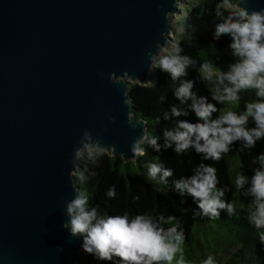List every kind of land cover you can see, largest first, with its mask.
Instances as JSON below:
<instances>
[{"label": "water", "instance_id": "obj_1", "mask_svg": "<svg viewBox=\"0 0 264 264\" xmlns=\"http://www.w3.org/2000/svg\"><path fill=\"white\" fill-rule=\"evenodd\" d=\"M177 5L0 0V264L78 263L83 238L61 226L80 188L74 148L88 129L115 159H137L146 125L128 86L149 82L147 53L167 47Z\"/></svg>", "mask_w": 264, "mask_h": 264}, {"label": "clouds", "instance_id": "obj_2", "mask_svg": "<svg viewBox=\"0 0 264 264\" xmlns=\"http://www.w3.org/2000/svg\"><path fill=\"white\" fill-rule=\"evenodd\" d=\"M247 2L237 0L230 3L225 0L229 9L227 15L217 7L216 16L220 22L215 24L214 39L222 35L231 37L229 48L235 62L228 66L227 71L204 63L202 79L211 83L209 91L212 99L219 104L237 105L242 92H254L255 99L246 101L244 110L239 113L233 110L221 111L215 104L208 102L207 97L197 96L192 91V80L181 79L186 76L187 68L195 65L196 61L182 55L179 45H175L170 54L159 57L157 53L148 52L149 71L159 68L169 74L173 83L179 81L173 94L182 105L191 102L188 107L198 117V122L175 121L174 127L164 130L163 145L158 143L160 137L150 135L144 126L142 135L130 145L134 157L146 154L143 147L146 144L156 152H160L161 148H173L176 155L194 148L197 153L203 154L204 159L219 161L230 152L234 142H242L239 151H243L255 147L256 141L264 138V8L249 10L241 6ZM164 98L161 95L160 101ZM217 112L219 115L213 118V113ZM187 115L186 110L172 106L170 112L163 113V118L169 120L170 116ZM250 118L255 125L251 128L247 127ZM109 122H114V117L110 116ZM129 122L133 127L136 126L131 120ZM156 123H159V117ZM108 148L90 130H83L79 146L74 148V162L84 161V170L79 173L81 183L88 178L85 175L88 165H97ZM156 159L159 161V157ZM252 162L259 165L253 169V175L249 178L239 172L234 184L240 194L251 198L247 205V220L258 231L259 241L264 244V153ZM216 172L215 167L200 163L193 168L190 177L174 180L173 186L181 195H190L197 202L203 216L218 218L220 210H226L229 216L236 215L235 202L222 199L227 189L217 187L219 181ZM95 174L94 171L90 173L93 176ZM172 175L173 170L165 167L162 162L151 163L148 167L149 180L159 176L161 181L167 183ZM73 190L76 194L66 202L67 219L61 226L72 237H82L83 250L98 261H111L112 264H174L175 261V264H186L183 255L184 231L175 217L137 214L130 218L126 212L123 215H104L96 206L89 207L87 193L77 187L75 181ZM106 195L115 198V186H110ZM165 224L171 226L165 228ZM59 250L63 251L62 248ZM202 264H215V260L209 255Z\"/></svg>", "mask_w": 264, "mask_h": 264}, {"label": "trees", "instance_id": "obj_3", "mask_svg": "<svg viewBox=\"0 0 264 264\" xmlns=\"http://www.w3.org/2000/svg\"><path fill=\"white\" fill-rule=\"evenodd\" d=\"M229 2L235 3L237 0H229ZM217 7L227 15L229 9L225 0H202L190 5L181 22L174 21L175 30H179V34L177 39L173 38V42L174 46L179 45L182 48V55H187L196 61L195 65L187 68L186 76L181 79L192 80L194 85L192 91L197 96L207 97L208 102L220 109L221 104L212 99L200 72L204 63L228 67L235 62L229 48L231 37L222 35L219 39H214L215 24L220 22V18L216 16ZM178 83L179 81L173 83L168 73L156 68L147 84L130 83L128 86L127 93L136 120L143 118L147 132L159 136L158 143L161 145L164 143V130L174 127L175 121L198 122V117L188 107L191 102L182 105L174 96L173 89ZM161 95L165 97L162 102ZM172 106L186 110L188 115L170 116L169 120H165L163 113L170 112ZM244 107L245 105L232 106L230 110L239 113ZM217 115L219 112L213 113V118ZM157 117L159 123H156ZM254 126L250 118L247 127ZM143 147L146 150L145 155L127 162L122 161L121 158L115 159L105 152L97 165H88V171L85 172L88 178L83 183L79 180V173L84 170V161L77 160V183L87 193L89 207L96 206L104 215H123L126 212L130 218L137 214L175 217L184 231L183 255L186 264H202L209 255L213 256L215 264H264V244L259 241L258 231L247 220V205L251 199L236 190L232 182L234 177L230 169L231 164L226 154L219 161H213L204 159L203 154L197 153L194 148H189L182 155H176L173 148H161L160 152H156L146 144ZM241 147L242 142L236 141L231 149L239 166L238 169L250 178L253 169L259 167L252 162L253 159L264 153V138L257 140L255 147L251 149L239 151ZM156 157H159V161ZM158 162L173 170V175L167 179V183L161 181L159 176L155 180L148 179L149 165ZM200 163L216 168L219 181L217 187L227 189L222 199L226 202H235L236 215L229 216L226 210H220L218 218L203 216L200 214L197 202L190 195H181L175 190L173 181L181 177L187 179L193 174V168ZM93 171L96 173L94 176L90 175ZM110 186H115V198L106 195ZM172 223L174 224L175 221ZM169 226L171 225H164L165 228ZM229 232L233 233L230 239ZM77 262V264H112L111 261H98L83 249L77 256Z\"/></svg>", "mask_w": 264, "mask_h": 264}, {"label": "rangeland", "instance_id": "obj_4", "mask_svg": "<svg viewBox=\"0 0 264 264\" xmlns=\"http://www.w3.org/2000/svg\"><path fill=\"white\" fill-rule=\"evenodd\" d=\"M199 2H202V0H179V5H177L178 7V13H176L174 15V18L171 20V26H172V34H170V40L167 44V47L165 49H161L159 51V53L157 54V56H162V55H167L171 52L172 48L174 47V42H173V38H178V34H179V30H175V25H174V21L175 20H179L181 22V18L185 15V11L186 9L190 6V5H193L194 3H199ZM218 68H220L221 70L223 71H227L228 67H220V65H214ZM201 72V75L203 76V72L202 70L200 71ZM204 80V79H203ZM131 83H135L134 81H131ZM204 83H205V86L207 89H210L212 87L211 83L208 82L207 80H204ZM241 100L238 102L237 105H245V102L246 101H250V100H254L255 99V94L254 92H242L241 94ZM237 105H232V104H229V103H225V104H221V108L220 110L221 111H227V110H230L231 107L233 106H237ZM226 156L227 158L229 159L230 161V164H231V172L233 174V183L235 181V177L236 175L240 172V170L238 169V164L237 162L235 161L234 159V153L232 151V149L230 150L229 153H226ZM247 187V185L245 186ZM248 199H251L250 197H246ZM228 238L230 239L232 236H233V233L232 232H229L228 233Z\"/></svg>", "mask_w": 264, "mask_h": 264}]
</instances>
